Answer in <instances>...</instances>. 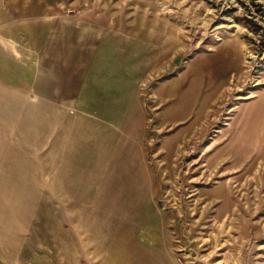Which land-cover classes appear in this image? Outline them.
Wrapping results in <instances>:
<instances>
[{
    "label": "rangeland",
    "instance_id": "obj_1",
    "mask_svg": "<svg viewBox=\"0 0 264 264\" xmlns=\"http://www.w3.org/2000/svg\"><path fill=\"white\" fill-rule=\"evenodd\" d=\"M50 8L119 30L137 112L41 94L33 134L15 88L0 264H264V0H0L11 60Z\"/></svg>",
    "mask_w": 264,
    "mask_h": 264
},
{
    "label": "crops",
    "instance_id": "obj_2",
    "mask_svg": "<svg viewBox=\"0 0 264 264\" xmlns=\"http://www.w3.org/2000/svg\"><path fill=\"white\" fill-rule=\"evenodd\" d=\"M50 10L34 19L29 30L32 42H29L28 55L32 61L26 56L11 60L8 40H0V120L8 117L9 98L17 94L14 90L20 89L22 94H29L28 89L31 91L28 103L21 100L19 108L31 111L29 118L22 120V127L31 126L33 134L42 126L43 116L39 111L44 108L34 102L41 94H80V98L96 102L94 106L90 105L91 101L87 103V111L117 110L135 114L137 110L130 99L134 100L136 91L121 95L118 87L114 90L119 82L114 74L121 69L119 30L111 23L90 19L83 12L57 14ZM128 86L131 88L134 82ZM10 88L13 89L10 91ZM3 143L6 141L0 137V147Z\"/></svg>",
    "mask_w": 264,
    "mask_h": 264
}]
</instances>
